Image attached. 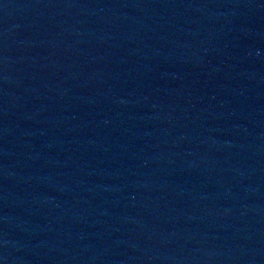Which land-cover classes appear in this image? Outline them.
Returning a JSON list of instances; mask_svg holds the SVG:
<instances>
[{"label":"water","instance_id":"95a60500","mask_svg":"<svg viewBox=\"0 0 264 264\" xmlns=\"http://www.w3.org/2000/svg\"><path fill=\"white\" fill-rule=\"evenodd\" d=\"M0 264H264V0H0Z\"/></svg>","mask_w":264,"mask_h":264}]
</instances>
